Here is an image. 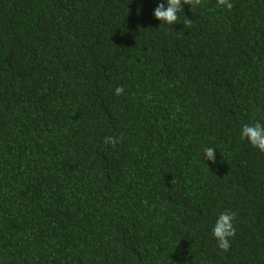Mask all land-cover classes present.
I'll return each instance as SVG.
<instances>
[{"label":"trees","instance_id":"16d2710c","mask_svg":"<svg viewBox=\"0 0 264 264\" xmlns=\"http://www.w3.org/2000/svg\"><path fill=\"white\" fill-rule=\"evenodd\" d=\"M230 2L0 0V264H264V0Z\"/></svg>","mask_w":264,"mask_h":264},{"label":"clouds","instance_id":"9594fccd","mask_svg":"<svg viewBox=\"0 0 264 264\" xmlns=\"http://www.w3.org/2000/svg\"><path fill=\"white\" fill-rule=\"evenodd\" d=\"M203 0H167V7L164 3H160L154 10V16L162 23L168 25L177 24L179 20L178 13L184 12V5L191 6V9H195L197 6H202ZM218 4L231 10L233 4L230 0H218ZM183 24L186 28L190 27L192 21L185 18ZM117 96L123 94V88L117 87L115 89ZM241 139H247L253 147L258 148L261 152H264V124L255 122L254 124H245L242 128ZM121 142L112 137H106L105 143L111 144L115 147L117 143ZM204 156L207 160L215 163L216 155L215 149L205 148ZM236 219V213L225 211L220 214L213 227V236L218 241V247L224 251H228L230 248V239L236 235V230L233 221Z\"/></svg>","mask_w":264,"mask_h":264}]
</instances>
